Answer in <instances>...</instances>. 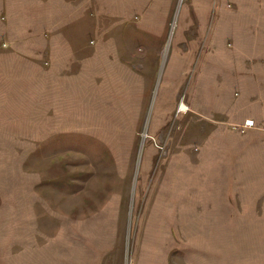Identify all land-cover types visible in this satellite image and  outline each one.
<instances>
[{"label": "rangeland", "instance_id": "1", "mask_svg": "<svg viewBox=\"0 0 264 264\" xmlns=\"http://www.w3.org/2000/svg\"><path fill=\"white\" fill-rule=\"evenodd\" d=\"M257 10L264 0H176L166 40L149 30L127 40L122 29L97 32L87 3L80 49L70 50L64 70L35 68L4 51L0 264H264V148L251 150L260 169L246 179L236 171L227 196L206 177L214 128H226L238 149L239 140L260 144L264 124L213 125L195 110L196 80L211 69L227 78L212 91L226 90L227 111H239L231 77L240 78L250 54L264 59V49L237 50L249 36L231 23ZM213 11L223 15L215 29ZM10 59L11 66L1 62ZM220 100L213 99L215 111ZM168 202H178L169 223ZM224 204L229 224H208L207 209Z\"/></svg>", "mask_w": 264, "mask_h": 264}, {"label": "crops", "instance_id": "2", "mask_svg": "<svg viewBox=\"0 0 264 264\" xmlns=\"http://www.w3.org/2000/svg\"><path fill=\"white\" fill-rule=\"evenodd\" d=\"M163 1L164 4H162ZM87 3H92L94 6V25H96L97 32L107 33L108 26H110L112 33H117L119 29H122L128 35L127 40L142 30H149L152 34L166 40L165 36L176 7V0H0V58L6 54L4 51L10 50L9 54L14 57V61L25 58L30 59V63L35 68L41 67L47 70V67L55 65L62 66L64 70L71 56L73 57L70 50L80 49V33L85 30L83 10ZM162 11L163 14H161ZM222 16V13L212 12L208 24L211 29H215L216 23H219L217 19ZM70 18L72 20L68 23ZM107 20H109V24H105ZM237 20L238 22L231 23V26L236 29H244V34L249 36L246 37L249 42L245 38L244 47L240 44L235 46L237 50L264 49V41L260 44L258 39L251 38V34L255 33L264 35V10H257L254 14L247 15L244 21L240 18ZM3 45H5L4 48ZM26 50L27 54H24ZM254 56V54H250V59L245 60L244 64H240L242 71L239 73L240 78L234 80L231 77V81H235L237 83L235 85H239L240 92H236H238L237 95L241 96V99L235 105L239 111H227L225 106L229 105V102L225 89L224 92L217 89L218 93L212 91L216 87L215 85H219L218 80H222L220 83L222 87H225L227 78L226 75L222 78L215 76L213 70L209 69L205 79L196 80V95L201 98L200 105L195 108L196 114L200 112L202 118L208 119L210 117L213 125H241L245 119H252L256 125H263L264 59L256 60ZM75 58H79L76 52H74ZM10 61L11 64L5 60L1 62L3 65L11 66L13 61L12 59ZM45 62L46 65H44ZM15 64L16 62H14ZM232 65L236 66L237 64ZM35 68L34 74L38 71ZM16 69L15 71H17ZM61 78L60 81H64V77L61 76ZM238 80L239 82H237ZM176 83L178 84V79H176ZM218 95H221L219 101L221 107L215 111L212 102ZM252 108L254 109L252 110ZM197 118L198 116L195 119L197 120ZM226 131V128L218 126L209 134L207 147L212 153L206 159V162L212 163L210 171L206 175L208 184L213 187L214 193L225 196L230 193L229 179L234 175L236 177V171H239L241 177H243V171H246L243 178L246 179L251 177L253 171L256 172L260 169L258 159L253 158L251 150L257 146L264 148V139L260 140V144L246 139L239 140L235 144L238 149H234L230 145L229 138L225 136ZM213 146H223L224 152L214 153ZM260 159L261 168H264V158L260 157ZM201 163L204 162L201 161ZM201 167H198V175ZM225 170L228 173L224 172ZM261 170L264 171V169ZM200 176H205L203 171ZM214 176L217 179H214ZM174 203L173 206L171 202L165 205L169 212L165 216L162 214V218L167 223L172 222L168 219L170 211H173L174 214L175 212L178 213V202ZM229 206L224 204L221 207H213V211L208 208L207 215L211 220L208 221V224H229L231 219L229 209L231 206ZM174 216L177 217L176 214ZM177 224L178 222H176Z\"/></svg>", "mask_w": 264, "mask_h": 264}, {"label": "built area", "instance_id": "3", "mask_svg": "<svg viewBox=\"0 0 264 264\" xmlns=\"http://www.w3.org/2000/svg\"><path fill=\"white\" fill-rule=\"evenodd\" d=\"M244 125L247 128H252V127H254V122H253V120H246Z\"/></svg>", "mask_w": 264, "mask_h": 264}, {"label": "bare ground", "instance_id": "4", "mask_svg": "<svg viewBox=\"0 0 264 264\" xmlns=\"http://www.w3.org/2000/svg\"><path fill=\"white\" fill-rule=\"evenodd\" d=\"M178 210V209H177ZM171 221V220H170ZM76 235H81V236H83V234L82 233H80V234H76ZM174 238V237H173Z\"/></svg>", "mask_w": 264, "mask_h": 264}]
</instances>
